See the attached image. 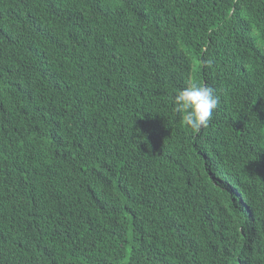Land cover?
Here are the masks:
<instances>
[{"label":"trees","instance_id":"1","mask_svg":"<svg viewBox=\"0 0 264 264\" xmlns=\"http://www.w3.org/2000/svg\"><path fill=\"white\" fill-rule=\"evenodd\" d=\"M0 264H264V0H0Z\"/></svg>","mask_w":264,"mask_h":264},{"label":"clouds","instance_id":"2","mask_svg":"<svg viewBox=\"0 0 264 264\" xmlns=\"http://www.w3.org/2000/svg\"><path fill=\"white\" fill-rule=\"evenodd\" d=\"M172 102L174 111L180 115L183 125L198 133L209 127L220 98L213 87L192 84L178 90Z\"/></svg>","mask_w":264,"mask_h":264}]
</instances>
